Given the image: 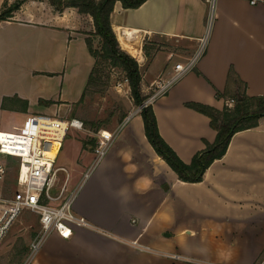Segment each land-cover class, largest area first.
Wrapping results in <instances>:
<instances>
[{"label":"crops","instance_id":"crops-1","mask_svg":"<svg viewBox=\"0 0 264 264\" xmlns=\"http://www.w3.org/2000/svg\"><path fill=\"white\" fill-rule=\"evenodd\" d=\"M5 1L18 0H0V12ZM209 17L208 0H149L138 9L117 2L111 16L121 49L148 64L143 94L206 41L194 69L152 104L161 136L187 164L217 139L211 119L187 103L223 110L239 91L231 73L248 96H264V5L217 0L211 26ZM94 32L90 15L59 11L47 0H28L0 22V132L22 128L38 113L69 112L82 99L95 66L87 44ZM162 40L176 49L161 48ZM42 99L66 105L43 107ZM76 136L72 157L56 167L67 169L58 174H69L71 190L82 185L74 212L92 227L75 228L70 239L53 232L33 264H257L264 254V122L238 132L197 183L180 180L158 155L141 113L83 184L95 149Z\"/></svg>","mask_w":264,"mask_h":264},{"label":"built area","instance_id":"built-area-1","mask_svg":"<svg viewBox=\"0 0 264 264\" xmlns=\"http://www.w3.org/2000/svg\"><path fill=\"white\" fill-rule=\"evenodd\" d=\"M252 6L264 5V0H245ZM217 0H208L210 6L209 24L213 19V11ZM206 41H202L201 49L197 55L188 63H177L174 66L175 73L165 83L158 82L155 91L142 108L152 105L162 96L166 95L171 87L183 76L192 71L197 60L202 55ZM128 83L129 79H125ZM123 83H118L122 86ZM235 100H228L225 107H233ZM131 120V116L123 122L121 126L113 131L100 130L95 148V159L90 168L86 171L82 184L89 179L94 170L99 166L109 149L119 136L121 130ZM84 122L78 119L68 121L55 119L51 116L35 115L31 116L24 127L14 131L0 132V154L17 158L20 161L18 168L19 190L12 199L4 197L3 185L8 175V168L5 162L0 160V247L4 243V238L12 224V221L23 211L31 210L41 217L42 230L39 236L31 244V252L25 264H30L38 252L41 250L47 237L58 232L61 237L70 239L75 228H90L91 223L83 216L74 212V204L82 185L73 189L68 196L60 203L52 196L51 191L55 186V181L59 171L68 173L66 168L56 167V162L63 148L64 141L71 129L84 130ZM69 174L66 177V184L62 193L67 191L69 184ZM55 201V202H54ZM54 202V204H53ZM11 212L10 218L2 221L3 217ZM141 251H152L149 247L134 243ZM163 256L175 261L193 262L191 258L177 253H163ZM264 264V254L257 262Z\"/></svg>","mask_w":264,"mask_h":264},{"label":"trees","instance_id":"trees-1","mask_svg":"<svg viewBox=\"0 0 264 264\" xmlns=\"http://www.w3.org/2000/svg\"><path fill=\"white\" fill-rule=\"evenodd\" d=\"M28 0H18L13 4L5 1L0 12V22L11 19L14 13ZM57 10L73 7L80 13L90 15L94 20L95 32L87 39V44L95 66L89 79L87 88L81 99L84 100L91 86L96 85L105 70V65L120 67L127 75L132 94L138 106H142L146 98L142 97V75L139 62L121 49L120 43L113 30L111 16L117 2L125 9H138L149 0H47ZM98 39L100 49H95L94 40ZM145 50L146 46H145ZM229 78L239 89L234 107H225L218 110L212 106L196 102L186 105L211 119V126L217 131L214 143H208L203 151L197 153L190 164L185 163L174 149L160 134L158 121L152 105L142 108L141 116L145 125V132L150 143L168 165L177 173L180 180L188 183H197L203 180L207 169L219 159H222L233 137L241 131L256 128L264 122V96L250 97L246 90H242V83L230 74ZM242 90V91H241ZM140 106V107H141ZM126 116L123 117L122 122Z\"/></svg>","mask_w":264,"mask_h":264},{"label":"rangeland","instance_id":"rangeland-1","mask_svg":"<svg viewBox=\"0 0 264 264\" xmlns=\"http://www.w3.org/2000/svg\"><path fill=\"white\" fill-rule=\"evenodd\" d=\"M158 44H160L161 48L169 51H174L176 49L173 44L163 40ZM156 46L157 45H154V47ZM94 47L95 49H100V43L98 39L94 40ZM164 57L165 56H162L160 61L156 64L155 67L157 68V70L161 68ZM147 66V62L145 64L143 62V65L140 66L141 74H145V72L147 71ZM126 78L127 75L122 68L105 65L103 77H101L100 81L96 85L89 87L88 93L85 96L84 100H80L75 105H72V108L71 110H69V112L66 111V107H62L61 112L63 113L56 112L52 113L51 115L38 113L41 116H51L59 120L68 121L71 119H78L84 122V130L71 129L69 131L64 141L63 148L57 159V166H64L66 158L72 157L73 154L71 151L73 150L72 144L74 142L73 136L75 135V133L78 135L76 136L77 140L82 142L85 147L89 146L95 149L98 141V132L100 130L113 131L121 126L127 119V117L131 116L132 118V115L141 113V105L138 106L136 104V100L132 94L130 83H127L125 81ZM120 82L123 83L121 87L118 86V83ZM161 82L165 83L166 80L163 79L161 80ZM148 86L150 85L148 84ZM155 87L156 86H152L148 91L144 92V94L142 91V87V97L146 98L145 103L149 100L150 96L155 91ZM241 88L243 90V86ZM39 104L43 107H46V105H66L64 102H53L44 99L40 100ZM124 116H126V118L122 122ZM115 143H113L104 159L108 156V154H110L113 147H115ZM0 160H2L3 162L6 161L5 163L8 168V175L4 184V197L12 199L14 194L19 190L17 181L20 161L17 158H11L9 156H4L3 154H0ZM65 177L66 174L60 172L57 175L55 186L51 191L52 196L58 199L56 202L54 201L55 204L60 203L72 191L70 189V185L68 184L66 188L67 191L64 194L62 193L63 186L66 184ZM2 215L3 214L0 213L1 217ZM10 216L11 212L5 215L3 217L5 219H2V221H6L8 218H10ZM41 230L42 226L40 215L31 210L23 211V213H21L12 221V224L4 238V243L0 247V264H25L31 252V244L39 236ZM258 232L260 233L261 229H258ZM51 235L52 233L47 237L42 248ZM33 262L34 261H32L30 264H33Z\"/></svg>","mask_w":264,"mask_h":264}]
</instances>
